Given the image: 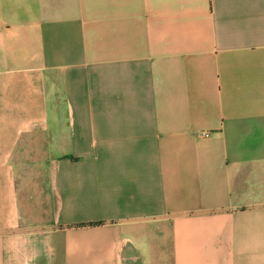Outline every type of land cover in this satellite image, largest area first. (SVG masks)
I'll list each match as a JSON object with an SVG mask.
<instances>
[{"label": "crops", "instance_id": "obj_1", "mask_svg": "<svg viewBox=\"0 0 264 264\" xmlns=\"http://www.w3.org/2000/svg\"><path fill=\"white\" fill-rule=\"evenodd\" d=\"M0 264H264V0H0Z\"/></svg>", "mask_w": 264, "mask_h": 264}, {"label": "rangeland", "instance_id": "obj_2", "mask_svg": "<svg viewBox=\"0 0 264 264\" xmlns=\"http://www.w3.org/2000/svg\"><path fill=\"white\" fill-rule=\"evenodd\" d=\"M37 156H38V161H39V162L45 160V158H44L45 155L39 154V155H37Z\"/></svg>", "mask_w": 264, "mask_h": 264}, {"label": "built area", "instance_id": "obj_3", "mask_svg": "<svg viewBox=\"0 0 264 264\" xmlns=\"http://www.w3.org/2000/svg\"><path fill=\"white\" fill-rule=\"evenodd\" d=\"M206 136V135H205Z\"/></svg>", "mask_w": 264, "mask_h": 264}]
</instances>
